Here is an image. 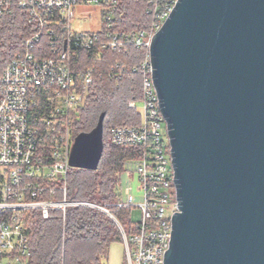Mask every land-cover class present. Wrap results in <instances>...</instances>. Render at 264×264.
Masks as SVG:
<instances>
[{
    "label": "built area",
    "instance_id": "obj_1",
    "mask_svg": "<svg viewBox=\"0 0 264 264\" xmlns=\"http://www.w3.org/2000/svg\"><path fill=\"white\" fill-rule=\"evenodd\" d=\"M122 0H0V20L13 5L25 13L32 33L0 71V260L27 264L29 227L36 216L51 212L62 218L73 207L101 211L116 224L126 264H163L169 248L172 216L177 213L174 174L165 121L152 81L149 46L178 0H146L151 20L145 28L122 27ZM97 10L98 30L73 28L75 16L91 20ZM85 10V11H81ZM145 48L138 66L141 97L127 107L139 113L137 126H115L108 142L132 148L138 156L118 175L116 210L137 209L140 219L126 230L107 206L68 200L67 177L76 135L72 125L85 102L95 68H81L83 55L99 62L107 52L126 54ZM119 73L124 67L115 66ZM135 71V69L133 70ZM141 103L142 108L137 109ZM137 177L141 194L123 191L121 176ZM130 219V215H129Z\"/></svg>",
    "mask_w": 264,
    "mask_h": 264
},
{
    "label": "water",
    "instance_id": "obj_2",
    "mask_svg": "<svg viewBox=\"0 0 264 264\" xmlns=\"http://www.w3.org/2000/svg\"><path fill=\"white\" fill-rule=\"evenodd\" d=\"M149 57L177 204L163 264H264V0H178ZM103 120L72 169L98 168Z\"/></svg>",
    "mask_w": 264,
    "mask_h": 264
},
{
    "label": "trees",
    "instance_id": "obj_3",
    "mask_svg": "<svg viewBox=\"0 0 264 264\" xmlns=\"http://www.w3.org/2000/svg\"><path fill=\"white\" fill-rule=\"evenodd\" d=\"M122 27L132 30L145 28L151 18L146 14V0H122ZM32 33L25 13L13 5L0 20V71L22 48ZM145 48H130L126 54L107 52L99 62L83 55L81 68H95L93 82L85 94L72 125L74 135L90 132L99 116L103 120V153L95 171L71 169L67 177L68 200L107 206L113 217L130 228V211L116 210V183L124 165L138 156L132 148H117L109 144L108 131L115 126H137L139 113L127 107L141 97V75L138 66L144 59ZM124 67L119 73L115 66ZM135 69V71H133ZM124 228V227H123ZM30 258L27 264H102L110 246L120 243V233L108 215L87 207H73L62 218L51 212L47 220L36 216L29 227Z\"/></svg>",
    "mask_w": 264,
    "mask_h": 264
},
{
    "label": "rangeland",
    "instance_id": "obj_4",
    "mask_svg": "<svg viewBox=\"0 0 264 264\" xmlns=\"http://www.w3.org/2000/svg\"><path fill=\"white\" fill-rule=\"evenodd\" d=\"M90 12H92V16H91V20H80L77 18V16L74 17L73 19V23L72 26L73 28H77V29H81V30H85V31H89V30H98L99 28V23H98V17H97V10L94 8H90L89 9ZM81 11H85V10H81ZM142 108V104L138 103L137 104V109L140 110ZM121 183H122V187H123V191L126 190V186H130L131 191H130V195L133 196V198L135 199V201L137 202L141 196L139 190H138V181H137V177L134 175L133 178H127V176L125 174H123L120 178ZM140 219V213L137 209H132L130 211V220L132 221V223H136L138 222ZM126 230H128L129 228L126 226H123ZM114 246H122L121 244L118 245H114ZM0 264H6V260H0Z\"/></svg>",
    "mask_w": 264,
    "mask_h": 264
},
{
    "label": "crops",
    "instance_id": "obj_5",
    "mask_svg": "<svg viewBox=\"0 0 264 264\" xmlns=\"http://www.w3.org/2000/svg\"><path fill=\"white\" fill-rule=\"evenodd\" d=\"M121 244L122 246H114ZM102 264H126L125 251L122 242L110 246L107 259Z\"/></svg>",
    "mask_w": 264,
    "mask_h": 264
}]
</instances>
